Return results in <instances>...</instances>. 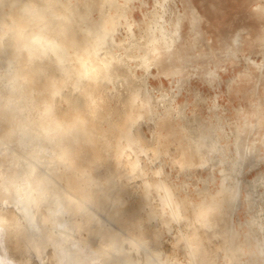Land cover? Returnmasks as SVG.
Listing matches in <instances>:
<instances>
[{
    "label": "rangeland",
    "instance_id": "374dc122",
    "mask_svg": "<svg viewBox=\"0 0 264 264\" xmlns=\"http://www.w3.org/2000/svg\"><path fill=\"white\" fill-rule=\"evenodd\" d=\"M120 1L124 3V0ZM156 2L134 0L131 19L142 23ZM258 5L264 7V1L170 0L166 3L172 13L166 19L176 23L178 14L182 15L181 39L176 44L174 56L169 59L164 55L163 62L152 68V74L148 76L150 87L162 86L156 89L158 94L164 91L174 96V107H185L184 118L192 125L193 134L199 126L197 117L216 125L218 114L227 124L226 132H231L239 121L237 108L246 111L255 121L258 115L256 107L259 103L264 107V77L261 78V71L254 63L261 64L264 60L260 41L264 36V13L257 8ZM139 26L135 28L136 32L140 30ZM238 32L243 37L240 47L233 42ZM125 33L122 28L118 38ZM116 52L124 50L117 48ZM177 66L183 69L179 75L176 74ZM213 71L218 74L217 78L210 74ZM137 73L141 77L144 71L139 68ZM38 76L43 84L47 82L43 74ZM70 88V85L64 88L62 102L58 99L60 118L70 107H86L85 100L77 93H71ZM26 89L25 83L21 91ZM127 98L126 94L110 97L116 110L120 109V100ZM8 104L9 107H3L0 102V130L6 121L9 123L7 134L0 135V264H183L188 261L182 241L174 242L173 234L178 230V224L170 211L162 206V189L158 180L161 177L177 186L179 197L186 196V189H195L206 181L212 185L213 179L218 186L222 178L218 160L235 155L234 136L229 133L227 137L219 132L225 153L217 151L209 156L212 161L205 167L185 172L188 168H179L172 159L179 154L182 164L188 165L190 160L182 156L183 150L179 146L191 154L188 149L191 137L178 121L177 111L172 110L173 115L160 124L162 155L151 174L155 184L151 188L150 202L136 209L133 207L139 195L136 184L143 185V179H129L123 164L109 171L112 160L102 155L104 140L99 137V127L97 121H92V116L78 121L70 132L59 122L52 123L46 119L45 126L55 124L50 133L52 143L41 145L45 148L46 157L41 163H35L23 152L26 150L36 157L41 150L32 142L25 143L31 133L40 132L42 107H25L16 101ZM11 122L19 123L20 128L13 127ZM153 128L152 124L142 125L143 136L148 140L152 137ZM248 134L250 136L246 137L252 139L250 128ZM59 145L69 149L63 159L57 155L58 162H54L52 147ZM257 159L250 157L244 163L238 176L242 189L234 184L223 196L216 195L214 204L218 208L206 217L210 220V228L202 227L193 212L188 210L187 215L194 217L190 241L196 249L198 264H255L248 246L258 247L256 236L259 234L257 227L251 228L248 224L250 217L245 207V195L248 184L264 173V159ZM145 161L144 165L150 166L146 157ZM240 190L242 197L238 196ZM259 191L264 192V185L259 187ZM192 197L195 201L200 200L195 193ZM183 200L187 203L186 198ZM203 200L210 203L208 197ZM258 202L263 203L261 200ZM223 205L225 207L221 208ZM150 214L151 218L146 219ZM180 225L185 228L187 224ZM227 234L225 240L220 238V235ZM263 258L259 256V260ZM189 264H192L190 259Z\"/></svg>",
    "mask_w": 264,
    "mask_h": 264
},
{
    "label": "bare ground",
    "instance_id": "6f19581e",
    "mask_svg": "<svg viewBox=\"0 0 264 264\" xmlns=\"http://www.w3.org/2000/svg\"><path fill=\"white\" fill-rule=\"evenodd\" d=\"M29 1L24 3L23 0H0V102L3 107H9L8 102L13 101H16L18 105L24 104L25 107H42L40 132L31 133L25 143L27 145L32 142L38 150H41L38 151L36 157L26 150L23 152L25 155L28 154L35 163H41L46 157L45 148H41V145L52 143L50 133L55 124L45 126L43 123L46 119L49 118L52 123L59 122L70 132L76 127L78 121L88 120V116H92V121H97L99 137L104 140L102 155L112 160L109 171H114L123 164L129 179L134 177L143 179V185L136 184L139 195L133 204L134 208L139 209L150 202L151 188L155 184L151 174L157 159L162 155L160 124L173 115L172 110L177 111L178 121L191 137V143L188 146V149L192 151L191 154L189 150L186 152L184 147L179 146V149L183 150L182 156L190 160L188 165L182 164L179 154L172 159V162L179 168H188L185 172L205 167L212 161L209 158L210 155L220 150L224 152L222 136L219 132L227 137L230 134L234 136L235 155L229 159L218 160L222 175L218 186L214 179L212 185L210 181L204 183L202 181V186L186 189V196L179 197L177 186L174 187L172 183H167L161 177L158 180L162 189L160 194L162 206L170 211L172 219L178 224V230L173 234L174 242L182 241L188 253V261H184L183 264H189V259L192 264H198L196 249L190 241L192 237L190 230L194 227L193 218L198 219L202 227L210 228V220L206 217H210L218 208L214 204L216 195L223 196L225 192L231 190L234 184H238L242 189V181L238 176L248 158L254 157L263 161L264 107L261 103L256 107L258 115L255 121L251 120L252 117L250 118L245 113L246 111L236 107L240 117L237 123L235 121V130L231 132H226L227 124L220 115L217 114L218 124L215 125L209 120L201 121L195 114L199 126L193 134L192 125L184 118L186 117L185 107H174L172 105L174 96L164 91L160 90L161 93L158 94L156 89L160 85L156 89L150 87L148 76L152 74V68L163 62L164 55L171 59L174 56L176 44L181 39L182 15L176 12L180 16H177L179 19L176 23L166 19V16L171 13L170 7L166 6L170 0H156V5L145 15V19L140 24L131 19V4L134 0H124V3L120 0ZM257 8L264 13V7L258 5ZM137 26L140 27L138 32L135 30ZM122 28L126 30V35L118 38V33H121ZM242 41L243 37L238 32L233 42L236 47H240ZM260 41L264 55V36L260 38ZM117 48L124 52H116ZM225 54L228 55V53ZM254 63L261 71V78H263L264 60L261 64ZM139 68L144 71L141 77L137 73ZM182 70L177 66L176 74H181ZM38 74L45 76L47 81L45 84ZM210 74L213 77L218 75L214 71ZM119 81H121L120 84H118ZM104 82L108 84L105 85ZM25 83L27 89L22 92V86ZM68 85L71 86V93H77L85 100L86 107L82 109L70 107L60 118L57 102L58 99L62 102L64 88ZM20 91L22 93H19ZM125 94L128 98L121 99L122 101L120 100L118 104L120 109L116 110L110 97ZM214 108L218 109V107ZM229 121L226 123L233 124ZM143 124L154 126L152 137L149 140L143 136L141 130ZM11 125L20 128L19 123L11 122ZM7 126H9L8 121L0 130V135L7 134ZM249 128L252 139L246 137L249 135ZM114 133L117 134L114 135ZM68 149L69 147L65 145L53 146L54 162H58L57 155L63 159ZM145 157L150 166L144 165ZM259 175L252 183L250 182V185L248 184L245 207L250 217L248 224L251 228L257 227L259 234L256 236L258 247L251 244L248 246V251L255 258V264H264V258L259 260L260 255L264 257V192L259 191V187L264 185V173ZM21 178L24 176L22 175ZM194 193L200 197L199 201H195L192 197ZM238 196L242 197L241 190ZM206 197L210 198V203L203 202ZM82 198L80 196L81 200ZM183 198L187 199V203H184ZM259 200L263 203H259ZM223 207L225 205L221 208ZM189 209L194 214L193 218L187 215ZM250 210L253 212L251 213ZM151 215L145 218L150 219ZM181 223L187 224L185 228L180 225ZM225 237H228V234L220 235L222 240H225Z\"/></svg>",
    "mask_w": 264,
    "mask_h": 264
}]
</instances>
